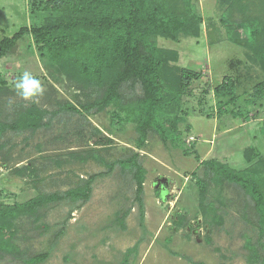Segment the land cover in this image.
Segmentation results:
<instances>
[{
  "label": "rangeland",
  "instance_id": "obj_1",
  "mask_svg": "<svg viewBox=\"0 0 264 264\" xmlns=\"http://www.w3.org/2000/svg\"><path fill=\"white\" fill-rule=\"evenodd\" d=\"M46 1L0 0V40L55 15ZM230 1L195 0L202 19L199 38L156 42L178 54L172 65L202 75L182 97L180 114L169 118L174 141L149 131L138 148L137 127L143 120L138 110L128 120L115 105L90 115L60 111L66 103H84L86 94L28 34L0 59V121L12 122L21 105L55 113L46 127L7 132L0 139V203L63 193L95 176L86 202H55L11 221L20 257L3 255L0 264H28L39 255L47 257L37 264H264V232L253 200L236 183L216 182L202 164L241 172L256 163L245 161L248 149L264 160V96L252 98L254 87L264 85V72L250 51L226 38L222 15ZM24 71L45 87L34 102L14 91ZM225 77L235 84V100L222 99L219 110L213 89ZM135 93L141 96L140 89ZM133 155L144 170L142 211L133 174L117 164L107 172V165ZM160 178L167 180L161 184L166 194L154 188ZM253 251L257 257L251 259Z\"/></svg>",
  "mask_w": 264,
  "mask_h": 264
},
{
  "label": "trees",
  "instance_id": "obj_2",
  "mask_svg": "<svg viewBox=\"0 0 264 264\" xmlns=\"http://www.w3.org/2000/svg\"><path fill=\"white\" fill-rule=\"evenodd\" d=\"M194 2L49 0L45 7L53 10L55 15L45 19L39 27H23L11 37L1 39L0 59L28 34L38 51L46 54L79 92L86 94L84 103L79 102L78 106L66 103L60 106V111L71 115H90L115 105L128 120L138 110L143 118L137 127L138 148L144 147L149 131L158 133L164 141H174L177 139L168 128L169 118L176 119V115L180 114L182 97L202 75L172 65L177 62L178 54L158 47L156 42L158 39L177 42L180 36L199 38L202 19ZM234 14L240 15L239 21L234 20ZM222 17L228 41L250 51L264 72V0H231ZM0 83L4 82L0 79ZM136 89H140L141 96L136 95ZM235 92V84L229 77L215 86L213 94L218 100L219 110L222 109V99L227 98V103L234 102ZM263 96L264 85L260 83L254 87L252 98L258 100ZM54 114L34 104L29 107L21 105L12 122L0 121V139L7 132L20 135L46 127ZM46 118L47 122L43 123ZM244 158L249 164L255 160L256 163L241 172L215 162L202 164L206 174L211 172L216 182H233L248 192L254 202L260 231L264 232V160L252 149L244 152ZM114 164L133 174L142 211L144 170L138 155L107 165V172H111ZM94 178L93 175L82 179L79 187L63 193L40 194L24 203H0V257H20L18 248L12 243L15 234L11 231V221L33 216L39 209L55 202H86ZM46 257L39 255L27 260V263L37 264ZM256 257L257 251L249 256L251 259Z\"/></svg>",
  "mask_w": 264,
  "mask_h": 264
},
{
  "label": "clouds",
  "instance_id": "obj_3",
  "mask_svg": "<svg viewBox=\"0 0 264 264\" xmlns=\"http://www.w3.org/2000/svg\"><path fill=\"white\" fill-rule=\"evenodd\" d=\"M15 94L25 101H36L45 93V87L40 79L32 73L24 71L14 83Z\"/></svg>",
  "mask_w": 264,
  "mask_h": 264
},
{
  "label": "water",
  "instance_id": "obj_4",
  "mask_svg": "<svg viewBox=\"0 0 264 264\" xmlns=\"http://www.w3.org/2000/svg\"><path fill=\"white\" fill-rule=\"evenodd\" d=\"M161 184L167 185V180L165 178H160V179L156 180L154 182V188L157 189V190H161V192L166 194V190L164 189V187H162Z\"/></svg>",
  "mask_w": 264,
  "mask_h": 264
},
{
  "label": "flooded vegetation",
  "instance_id": "obj_5",
  "mask_svg": "<svg viewBox=\"0 0 264 264\" xmlns=\"http://www.w3.org/2000/svg\"><path fill=\"white\" fill-rule=\"evenodd\" d=\"M164 188H165V187H164ZM165 189H166V188H165ZM159 192L162 193L161 190H159Z\"/></svg>",
  "mask_w": 264,
  "mask_h": 264
}]
</instances>
